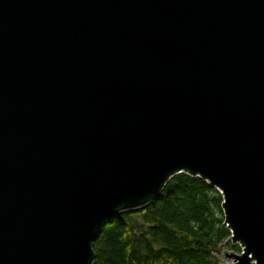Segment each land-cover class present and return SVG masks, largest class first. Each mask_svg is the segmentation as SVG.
<instances>
[{"label":"water","instance_id":"1","mask_svg":"<svg viewBox=\"0 0 264 264\" xmlns=\"http://www.w3.org/2000/svg\"><path fill=\"white\" fill-rule=\"evenodd\" d=\"M180 173L264 264V0H0V264H93Z\"/></svg>","mask_w":264,"mask_h":264},{"label":"trees","instance_id":"2","mask_svg":"<svg viewBox=\"0 0 264 264\" xmlns=\"http://www.w3.org/2000/svg\"><path fill=\"white\" fill-rule=\"evenodd\" d=\"M222 203L206 181L177 174L153 203L102 225L93 264H221L220 247L240 251L229 240Z\"/></svg>","mask_w":264,"mask_h":264},{"label":"built area","instance_id":"3","mask_svg":"<svg viewBox=\"0 0 264 264\" xmlns=\"http://www.w3.org/2000/svg\"><path fill=\"white\" fill-rule=\"evenodd\" d=\"M219 249L220 250H219L218 256L221 259V264H234L232 261H230L229 259H226L224 257V252L227 251V250H225V249H223L221 247ZM234 253L240 255L242 253V248L240 247V251L239 252H234Z\"/></svg>","mask_w":264,"mask_h":264},{"label":"bare ground","instance_id":"4","mask_svg":"<svg viewBox=\"0 0 264 264\" xmlns=\"http://www.w3.org/2000/svg\"><path fill=\"white\" fill-rule=\"evenodd\" d=\"M239 248V247H238Z\"/></svg>","mask_w":264,"mask_h":264}]
</instances>
